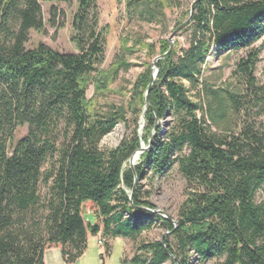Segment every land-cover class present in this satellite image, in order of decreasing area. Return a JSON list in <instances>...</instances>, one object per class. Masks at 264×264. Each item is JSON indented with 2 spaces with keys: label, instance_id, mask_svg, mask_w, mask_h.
<instances>
[{
  "label": "trees",
  "instance_id": "16d2710c",
  "mask_svg": "<svg viewBox=\"0 0 264 264\" xmlns=\"http://www.w3.org/2000/svg\"><path fill=\"white\" fill-rule=\"evenodd\" d=\"M67 1L0 0V264H44L51 246L73 264L100 226L104 239L134 243L154 224L167 236L136 243L133 257L120 264H188L190 257L264 264V201H255L264 189V127L257 121L264 83L255 78L259 49L253 47L264 38V0L196 1L187 46L157 62L148 105L146 69L130 103L100 111L95 99L131 65L119 60L102 67L106 30L99 28L95 0H76V53L26 47L30 32L43 30L41 4ZM166 2L146 0L147 19L161 15ZM161 45L164 53L168 46ZM144 47L154 55L153 45ZM232 51H243L230 75L237 86L212 88L203 78L207 57ZM127 116L132 133L101 150V140ZM22 127L26 134L14 141ZM141 143L147 150L131 169L128 160ZM174 166L185 198L171 222L151 212L141 181L153 188ZM88 206L93 214L83 213Z\"/></svg>",
  "mask_w": 264,
  "mask_h": 264
},
{
  "label": "rangeland",
  "instance_id": "374dc122",
  "mask_svg": "<svg viewBox=\"0 0 264 264\" xmlns=\"http://www.w3.org/2000/svg\"><path fill=\"white\" fill-rule=\"evenodd\" d=\"M145 1L95 0L99 28L106 30V44L102 67L108 69L112 63L119 60H124L131 65L127 72H120L118 74L116 79L108 86V92L95 99V106L99 111L105 110L108 105L126 106L130 103L133 84L140 74L148 69L151 80L155 75L152 81L153 84L158 74L157 62L166 55L173 52L178 53L182 48L187 46L189 36L187 28L191 4L195 0H169L170 3L166 2L167 4L162 10L161 15L155 16L152 20L147 19L145 15ZM51 8L56 13L54 18L52 17ZM76 9V0L60 3H42L43 30L41 32L31 31L26 47L34 48L38 44H43L51 50L60 53H76V46L71 41L74 35L71 22ZM162 42H164L166 47L168 46L164 53L160 50ZM170 44H172L171 49ZM144 45L154 46L155 53L153 56L147 55L148 51ZM253 47L259 49L258 62L255 66V78L257 82L264 83V38L256 41ZM241 56H243V51H232L229 54L220 56L210 54L207 57L206 65L203 66V78L208 85L212 88H219L233 82V85L237 86L235 81L230 80V75L235 63ZM154 60H156L155 67L153 66ZM146 91L147 89L143 92L144 99ZM93 95L94 87L91 84L88 87L86 97L90 100ZM141 111H145L144 106L141 108ZM168 118L159 121L158 124L161 126V129L165 128ZM257 121L264 127V114ZM143 122V118L139 117V128L137 131L139 137L143 135ZM134 127L135 123L133 119L127 116L125 124L119 123L113 131L101 140L99 144L100 149L106 150L117 147L124 137L132 133ZM25 134L26 127L19 128L14 134V141H17ZM141 146L147 148L143 143H141ZM141 153L134 158L132 167H135L139 163ZM128 166L130 167L129 161ZM141 185L142 190H149L150 192L148 200L152 205L151 212L174 222L177 210L185 198V182L177 171L176 166L171 168L162 181L155 183L153 188H150L147 181H141ZM255 201L257 203L264 201V189L257 192ZM83 213L93 214V211L88 206V208L86 207L83 210ZM83 219L86 222L94 221L93 217L85 214H83ZM165 236H167L166 230L159 224H154L149 231L141 234L137 242L133 243L130 240L121 238H105L106 245L100 246L97 244V240L104 237L100 226V230L95 236L88 235L83 255L73 264H120L122 259H125L128 263L134 255L136 243L160 241ZM106 246H108V251L105 248ZM44 257L45 264H67L61 258L59 247L51 246L47 248ZM187 263L213 264L214 261L199 262L195 258L190 257ZM164 264H172V262L168 261Z\"/></svg>",
  "mask_w": 264,
  "mask_h": 264
},
{
  "label": "water",
  "instance_id": "95a60500",
  "mask_svg": "<svg viewBox=\"0 0 264 264\" xmlns=\"http://www.w3.org/2000/svg\"><path fill=\"white\" fill-rule=\"evenodd\" d=\"M196 1H198V0H195V1L191 4V12H190V14L192 13L193 5H194V3H195ZM171 48H172V44H170V49H171ZM156 60H157V59H156ZM156 60L153 61V66H154V67H155ZM154 76H155V75H154ZM154 76L152 77V80H151V82H150V84H149V86H148V88H147L146 93H145V99H144L145 104H148V92H149V89H150V87H151V84H152V81H153V79H154ZM146 150H147V148H144L143 146H141L140 150L137 151V152H135V153L131 156V158L128 160L131 169L133 168L132 165H133V161H134V156L137 157L141 152L146 151ZM145 210H148V209H145ZM148 211H149V210H148Z\"/></svg>",
  "mask_w": 264,
  "mask_h": 264
},
{
  "label": "built area",
  "instance_id": "2783aa9c",
  "mask_svg": "<svg viewBox=\"0 0 264 264\" xmlns=\"http://www.w3.org/2000/svg\"><path fill=\"white\" fill-rule=\"evenodd\" d=\"M105 243H106V242H105V239H104V238H99V239L97 240V244L100 245V246H102V245L104 246Z\"/></svg>",
  "mask_w": 264,
  "mask_h": 264
},
{
  "label": "crops",
  "instance_id": "0c3cea01",
  "mask_svg": "<svg viewBox=\"0 0 264 264\" xmlns=\"http://www.w3.org/2000/svg\"><path fill=\"white\" fill-rule=\"evenodd\" d=\"M44 261H45V257H44ZM44 264H45V262H44Z\"/></svg>",
  "mask_w": 264,
  "mask_h": 264
},
{
  "label": "bare ground",
  "instance_id": "6f19581e",
  "mask_svg": "<svg viewBox=\"0 0 264 264\" xmlns=\"http://www.w3.org/2000/svg\"><path fill=\"white\" fill-rule=\"evenodd\" d=\"M134 158H136V156H134Z\"/></svg>",
  "mask_w": 264,
  "mask_h": 264
}]
</instances>
